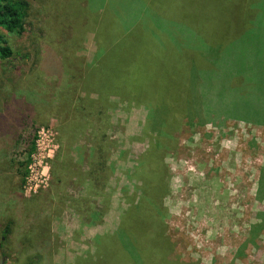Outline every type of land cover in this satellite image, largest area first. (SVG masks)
<instances>
[{
  "label": "rangeland",
  "instance_id": "rangeland-1",
  "mask_svg": "<svg viewBox=\"0 0 264 264\" xmlns=\"http://www.w3.org/2000/svg\"><path fill=\"white\" fill-rule=\"evenodd\" d=\"M26 1V31L16 35L0 29L6 43L23 55L10 68L0 59V264L24 263L22 238L42 216L50 217L52 237L40 264H75L81 256L95 259L94 236L117 223L125 205L122 188L133 192L127 176L147 147L148 137L135 139L147 112L114 99L108 131L116 140L110 154L114 175L109 211L100 224L81 226L65 195L61 201V194L77 196L78 190L72 181L58 187L51 176L60 145L48 104L66 86V55L90 62L96 47L91 32L72 30L60 20L62 10L75 5L67 0ZM75 2L87 6L82 9L87 18L107 5L105 11L111 10L122 25L148 22L159 13L164 25L160 31L172 28L186 45L203 52L206 79L203 86L193 87L194 123L178 134L176 155L165 158L170 190L164 204L171 236L180 257L192 264H264V98L250 96L251 115L244 114L247 107L242 109L237 100L241 110L235 107L234 113L233 88L238 85L235 79L221 78L226 69L235 73L236 63L264 69V0L259 5L243 0ZM62 4L68 6L57 11ZM229 52L235 57H228ZM221 87L226 91L219 96ZM198 118L203 122L195 124Z\"/></svg>",
  "mask_w": 264,
  "mask_h": 264
},
{
  "label": "trees",
  "instance_id": "trees-1",
  "mask_svg": "<svg viewBox=\"0 0 264 264\" xmlns=\"http://www.w3.org/2000/svg\"><path fill=\"white\" fill-rule=\"evenodd\" d=\"M67 1L75 8L62 10L60 16L58 13L60 20L72 30L80 27L81 32H91L96 55L90 62L74 54L66 55L64 70L69 74L66 86L55 103L48 104L56 120L60 145L52 161L51 176L58 187L64 181L75 185L79 194L63 193L61 201L65 197L69 200L68 207L77 214L81 226L100 224L109 211V181L114 175L110 154L116 140L108 131L110 109L117 104L114 99L146 110L141 135L135 139L148 137L147 147L127 176L134 184L133 192L122 188V201L126 203L117 223L111 231L94 236L95 259L91 255L81 256L75 264H192L180 257L171 236L170 212L164 204L170 190L165 158L176 155L178 134L194 123L193 87L198 88L201 83L203 86L206 58L200 49L186 45L169 26L171 32L160 31L163 23L159 21V13L149 17L148 22L139 20L133 25L127 22L122 25L111 10L105 11L107 5L87 18L88 13L82 10L87 6L77 5L76 0ZM243 2L251 4V0ZM66 6L62 4L56 9ZM27 15L26 0H0V29L7 33L23 34ZM6 42L0 32V59L5 68H10L13 60L23 55ZM228 54L235 57L233 52ZM233 66L238 67L235 73L229 68L221 77L235 79L238 85L233 88L231 107L240 109L239 101L242 109L247 107L244 114L251 115L250 96L255 95L257 100L264 98V69L252 64ZM204 87L198 96L201 104ZM223 88L218 91L219 96L226 91ZM242 98L246 102L242 103ZM202 122L198 118L195 124ZM41 218L36 229L30 224L22 238L26 245L23 264H40L45 259L52 235L50 217Z\"/></svg>",
  "mask_w": 264,
  "mask_h": 264
},
{
  "label": "crops",
  "instance_id": "crops-1",
  "mask_svg": "<svg viewBox=\"0 0 264 264\" xmlns=\"http://www.w3.org/2000/svg\"><path fill=\"white\" fill-rule=\"evenodd\" d=\"M243 1H244V0H243ZM252 3H254V4H258V5H259L260 3H262V0H251V4H252ZM257 34H262V33H258V32H256V35H257ZM263 34H264V32H263Z\"/></svg>",
  "mask_w": 264,
  "mask_h": 264
}]
</instances>
